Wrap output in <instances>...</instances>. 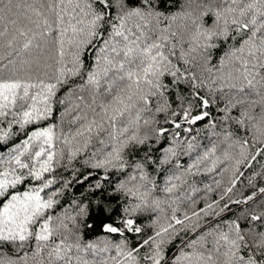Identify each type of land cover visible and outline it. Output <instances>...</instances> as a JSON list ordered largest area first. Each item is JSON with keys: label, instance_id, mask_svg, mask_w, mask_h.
I'll return each mask as SVG.
<instances>
[{"label": "snow or ice", "instance_id": "6c2138e0", "mask_svg": "<svg viewBox=\"0 0 264 264\" xmlns=\"http://www.w3.org/2000/svg\"><path fill=\"white\" fill-rule=\"evenodd\" d=\"M0 264H264V0H0Z\"/></svg>", "mask_w": 264, "mask_h": 264}]
</instances>
